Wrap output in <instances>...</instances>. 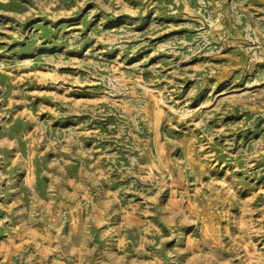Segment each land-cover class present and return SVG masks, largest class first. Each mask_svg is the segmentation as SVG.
<instances>
[{
    "label": "rangeland",
    "instance_id": "374dc122",
    "mask_svg": "<svg viewBox=\"0 0 264 264\" xmlns=\"http://www.w3.org/2000/svg\"><path fill=\"white\" fill-rule=\"evenodd\" d=\"M0 264H264V0H0Z\"/></svg>",
    "mask_w": 264,
    "mask_h": 264
}]
</instances>
